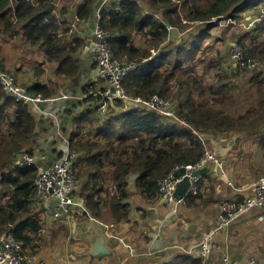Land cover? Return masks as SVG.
Returning a JSON list of instances; mask_svg holds the SVG:
<instances>
[{
    "label": "trees",
    "instance_id": "1",
    "mask_svg": "<svg viewBox=\"0 0 264 264\" xmlns=\"http://www.w3.org/2000/svg\"><path fill=\"white\" fill-rule=\"evenodd\" d=\"M99 1L82 0L71 10L68 6L56 8L52 0H0V36L38 47L49 63L58 65L54 75L72 80L79 73L76 56L85 41L69 34L67 16L71 14L78 24L88 23ZM262 7L264 0H108L102 6L99 24L112 35L114 55L141 65L123 83L132 99L120 102L125 107L123 114L105 119L98 107L92 106L74 121L67 150L75 155V180L80 191L75 186L72 197L83 201L90 216L114 225L129 222L132 187L144 200L156 201L159 181L177 168L198 165L208 149L204 137L212 133L225 138L250 137L249 147L241 146L245 139L232 149L225 172L236 179L243 176V181L249 178L256 182L264 176V21L233 36L229 44L238 43L245 61L250 60L255 67L231 69V63L227 66L202 47L212 30L224 27L221 23L230 22L223 29L227 34L235 28L233 21L241 22L249 12ZM137 35L149 42L137 43ZM20 63L8 65L0 48V73H15L22 85ZM43 73L39 70V76ZM210 75L211 81L207 79ZM23 86L33 97L45 100L57 91L37 82ZM175 87H179L178 92L173 91ZM156 96L169 103L167 110L174 117L144 106L126 111L129 102H147ZM41 115L29 104L8 97L0 82V238L12 234L24 242L25 252L34 255L46 225L40 211L45 202L36 189L39 162L44 160L36 155ZM45 130L49 134L58 131V120L52 118ZM252 133L259 135L249 136ZM254 145L258 161L251 151ZM25 155L35 157L36 164L22 166ZM133 176L138 177L134 183ZM200 199L201 183L198 194L186 203L195 207ZM57 213L56 209L55 216ZM63 213L68 212L61 211L57 219ZM204 259L180 256L168 264H204Z\"/></svg>",
    "mask_w": 264,
    "mask_h": 264
},
{
    "label": "crops",
    "instance_id": "2",
    "mask_svg": "<svg viewBox=\"0 0 264 264\" xmlns=\"http://www.w3.org/2000/svg\"><path fill=\"white\" fill-rule=\"evenodd\" d=\"M81 1L67 0L59 7L68 6L74 10ZM247 15L249 16L243 17L245 26L242 27L243 23H240L237 34L241 27L250 31L258 23L248 28L247 23H253L257 14L252 10ZM85 24H78L71 14L67 16L69 34L74 39L85 41L76 56L79 73L74 79L68 81L64 75L53 77L51 71L48 79H43L47 74L43 73L39 76V70L37 76H34L31 62L23 73L22 65L19 67L18 78L24 83L32 85L37 82L50 88L55 87L57 90L52 99H43L46 106L40 112L42 117L38 118L41 130L36 142V155H41L40 159L45 157L44 160H40L39 167L46 168L53 165L65 155L68 140L74 129V121L84 110L92 106L98 107L99 110L105 107V112L101 113L105 119L123 114L125 110L124 105L120 103L123 100L110 102L106 100L107 93L112 87L98 77L93 59L94 35L88 33ZM179 37L182 39V35L175 34V38ZM229 44L226 45L225 50L217 48L216 51L211 52L227 66L233 60L230 57ZM25 47L28 48L30 45L26 44ZM39 57L42 58L40 63L43 72L48 70V67L52 70V63L43 60L42 53ZM27 61L29 60H25V63ZM53 66L57 69L58 65L53 64ZM229 67L234 68L232 64ZM53 101L54 104H51ZM52 118H56L59 124V130L56 133L52 132L55 133V137H51L45 130ZM210 136H213L212 139L217 144L215 146L209 144L208 150L215 152L219 148L224 151L225 156L218 154V157L225 162L233 150L223 143L232 140V137L225 138L214 133ZM60 137L64 140H60ZM248 138L246 137L242 142L243 148L250 146ZM257 149L256 145L251 148L256 161L259 160L255 153ZM208 167L209 172L202 177L201 199L197 200V206L189 208L187 204L181 202L186 194L184 186L177 189V198L173 203L167 202L160 195L156 201L144 200L132 189L131 219L118 225H114L110 220L100 221L90 216L84 203L76 202L80 200L79 197L75 198L74 205L69 208L68 213H63L60 219L55 216L58 204L55 200L41 204L40 211L46 225L40 233L43 241L38 254L35 255L38 264H168L180 256L201 258L199 245L208 236H212L217 251L206 257L204 264H225L226 257H229L234 264H264V209L255 208L218 230L221 223L220 203L250 196L255 181L249 178L243 181V176L236 179L229 171L220 170L214 163ZM76 191H80V186H76ZM200 203L203 205H199ZM168 215H174L175 218L165 224ZM101 234L106 239L103 243L104 248L107 250L109 248L112 254L102 259H93L90 253Z\"/></svg>",
    "mask_w": 264,
    "mask_h": 264
},
{
    "label": "built area",
    "instance_id": "3",
    "mask_svg": "<svg viewBox=\"0 0 264 264\" xmlns=\"http://www.w3.org/2000/svg\"><path fill=\"white\" fill-rule=\"evenodd\" d=\"M261 13L258 19L253 23H247V27L251 28L254 23L264 21V7L260 9ZM101 17L99 15V21ZM234 23V21H233ZM230 22L221 23L229 25ZM112 35L104 30L98 23L94 30V63L98 77L106 81L112 88L116 90V94L107 93L106 100L108 102L115 100H132L130 99L123 87V83L128 75L138 68V65H132L125 61V59L118 58L114 55L110 40ZM232 59L237 63V67L246 69L248 67H255L250 61H245L244 51L238 43L231 46ZM141 65V64H140ZM0 82L3 90L8 97H11L17 102L24 104H36L43 101L38 97H33L28 93L26 86L20 85L16 77L8 73H0ZM135 103L144 105L155 111H159L166 116H175L168 111L169 103L159 98L158 96L152 98L150 101H143L142 99L133 100ZM100 114L105 112V107L99 110ZM42 159H45L43 157ZM75 155L72 154L68 148L65 155L60 161L54 163L48 168H40V174L36 181V189L38 195L48 202L52 199L58 201L56 217L60 216V212H69L68 207L73 206L75 199L72 197L74 188L76 186L75 169H74ZM37 159L30 156H24L21 162L22 166L36 164ZM211 163L218 165L220 170H224L225 162H223L218 155L207 149L204 159L196 166H184L187 169L188 175L190 172L201 170ZM181 168V167H180ZM176 170L170 172L167 176L159 181L160 196L165 198L167 202L173 203L178 185L182 178L176 176ZM223 175V174H222ZM204 176V175H203ZM202 176V177H203ZM224 176V175H223ZM197 177L191 179V186L183 196L181 202L186 205L189 197L198 194L199 184L202 183L203 178ZM255 208L264 209V176H261L253 185V191L250 196H247L242 201L227 200L220 204V219L218 230L230 225L234 220L247 214ZM216 230V231H218ZM0 264H38L37 258L34 254L25 252V244L23 241L16 240L12 234H7L0 238ZM201 257L206 258L217 251V245L212 236L206 237L200 245ZM225 264H234L229 257L224 259Z\"/></svg>",
    "mask_w": 264,
    "mask_h": 264
},
{
    "label": "rangeland",
    "instance_id": "4",
    "mask_svg": "<svg viewBox=\"0 0 264 264\" xmlns=\"http://www.w3.org/2000/svg\"><path fill=\"white\" fill-rule=\"evenodd\" d=\"M52 2L55 4L56 8H60L59 6L62 4V2H66L64 0H52ZM236 22V21H235ZM242 24V27L245 26L244 22L243 21H239V22H236V25L234 26L235 29L234 30H230L229 33L226 34L225 28H227V25H224V27L219 30V29H216L215 31L212 30V34L210 33V35L203 41V48H207L211 50V52H214L216 51L217 48L219 49H223L225 50L226 49V45L229 44L230 42H233L232 38L233 36L237 35L236 31L238 29V25L239 24ZM194 26H198V24L196 23ZM241 27V30L238 34H242L244 32H246L247 30H245L244 28ZM240 29V27H239ZM243 29L245 31H243ZM249 32V31H247ZM219 40H222V43L219 41ZM136 42L137 43H144V44H147L149 42V39L145 36H142V35H137L136 36ZM217 43H221L220 45H218ZM26 44H24L22 41H20V39H15V40H9V41H5L4 39V36H0V48L2 49V52H3V55L7 57L8 59V65H12L11 67L14 66L15 63L18 62H21L20 65H22V69H21V72L23 73V71L28 68V65H29V62L32 63V67H33V73H34V76H37V70H43L42 69V64L40 63L42 61V58H40L39 56L41 55V53L39 52V48H31V47H28V48H31V49H28L25 47ZM11 51L13 52L12 55L10 56V53ZM31 52V53H30ZM28 57H30V59H28ZM123 59H125V61H127L128 63H131L132 65H138V68L140 67V62H130L127 58L123 57ZM25 60H29L25 63ZM43 60L47 61L46 60V57H43ZM37 61V62H36ZM36 62V64H35ZM51 68L52 70L49 69L48 67V70H46L44 73L47 74L43 77V79H48L49 77V74L51 72L53 77H54V71L56 69H54V66L53 64H51ZM138 68L134 69L133 71H136L138 70ZM51 71V72H50ZM14 72V71H13ZM202 72V69L199 71V73ZM51 75V76H52ZM13 76H15V73H13ZM36 78V77H35ZM213 78L212 75H210L209 77H207V79L209 81H211ZM20 83L23 85L25 84L23 82V80L20 81ZM179 90V87H175V89L173 91L175 92H178ZM132 189L134 190L135 194L136 193V189L134 187H132Z\"/></svg>",
    "mask_w": 264,
    "mask_h": 264
},
{
    "label": "water",
    "instance_id": "5",
    "mask_svg": "<svg viewBox=\"0 0 264 264\" xmlns=\"http://www.w3.org/2000/svg\"><path fill=\"white\" fill-rule=\"evenodd\" d=\"M108 0H100L98 2V4L95 6V9H94V15L93 17L91 18V20L86 23L85 25L88 27V33L93 36L94 35V30L97 26V24L99 23V13H100V10L102 8V6L107 2ZM111 1V0H110ZM255 11L257 12L256 14V17L254 19H257L260 15V9H255ZM231 59H232V56H231ZM231 64L236 67L237 66V63L235 62V60H232ZM110 92L112 94H116V90L114 88H111L110 89ZM62 97V96H60ZM123 101H128V100H125L123 99ZM51 104H54V101L51 102ZM30 108L34 111V112H41L43 109H44V106H46V102L44 101H41V102H37L36 104H29ZM144 105H141L139 103H132V102H129V108L126 110V111H130L132 109H140V108H143ZM145 107V106H144ZM53 114L54 111L52 112ZM56 133V132H55ZM55 133H51L50 136L52 137ZM255 135H259V133H252V134H249V136H255ZM213 136H206L204 137V144L206 146H208L209 144H213L214 146L217 144L215 143V141L212 139ZM245 139V136L244 135H234L232 137V140H229V141H226L224 142L223 144H227V146L231 149H235L239 142L244 140ZM60 140H64V138L60 137ZM215 155H220V156H225L224 155V151H222L221 149L217 148L215 150V152H213ZM210 170V168L208 166L204 167L203 169L201 170H196V171H193V172H190V175H188V172H187V169L186 167H181L179 168L177 171H176V176L179 177V178H182V181L180 182V184L178 185V188L180 186H184L186 188V192L188 191V189L190 188L191 186V179L193 178H197V177H202L203 175H205L206 173H208ZM218 172V171H216ZM136 178H138L137 176H133L132 177V181H134ZM177 188V189H178ZM175 198H177V191H176V194H175ZM52 200H55V199H52ZM56 201V200H55ZM58 203V201H56ZM76 202H79L81 204H83V201L82 200H77ZM168 215L166 217V222L165 224L167 223H170L172 222V220L175 218V216L173 215ZM171 217V219H170ZM105 236L103 234H101V236H99L97 238V242L95 243L94 247H93V251L90 253V256L95 259V258H98V259H102L103 257L105 256H110L112 254L111 250L108 248H104V241H105ZM0 245H2L0 243Z\"/></svg>",
    "mask_w": 264,
    "mask_h": 264
},
{
    "label": "clouds",
    "instance_id": "6",
    "mask_svg": "<svg viewBox=\"0 0 264 264\" xmlns=\"http://www.w3.org/2000/svg\"><path fill=\"white\" fill-rule=\"evenodd\" d=\"M258 19V18H257ZM257 19H254V22L257 20ZM258 22H260V21H258ZM232 24H235L236 25V23H232ZM231 47V46H230ZM230 47H229V52H230ZM187 204V203H186Z\"/></svg>",
    "mask_w": 264,
    "mask_h": 264
}]
</instances>
